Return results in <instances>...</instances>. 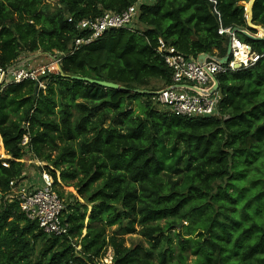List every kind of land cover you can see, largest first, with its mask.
<instances>
[{"label":"trees","instance_id":"16d2710c","mask_svg":"<svg viewBox=\"0 0 264 264\" xmlns=\"http://www.w3.org/2000/svg\"><path fill=\"white\" fill-rule=\"evenodd\" d=\"M136 2L0 0L1 66L64 54L44 88L24 80L0 91V139L10 155L0 158V264H99L109 247L112 264H264V38L237 31L263 56L216 76L215 115L159 110L149 93L153 79L172 83L160 49L222 58L229 38L221 27L256 35L248 0H147L132 28H109L75 48L91 33L82 21ZM253 10L264 27V0ZM28 152L47 163L67 235L44 232L15 198ZM137 226L147 244L127 246L124 235Z\"/></svg>","mask_w":264,"mask_h":264},{"label":"built area","instance_id":"2783aa9c","mask_svg":"<svg viewBox=\"0 0 264 264\" xmlns=\"http://www.w3.org/2000/svg\"><path fill=\"white\" fill-rule=\"evenodd\" d=\"M147 0H138L122 13H106L96 20H84L79 26L91 31L88 37L77 38L75 48L82 44L100 38L109 28H132L138 13L139 4ZM149 1V0H148ZM151 1V0H150ZM247 7V6H246ZM219 33L229 38L231 45L230 61L224 65L219 57H208L204 63L188 57L173 46L160 49L165 62L172 70V83L155 94L156 101L171 113L178 116L197 117L212 116L217 113L220 100L219 90L214 91L215 80L219 73L238 69L237 66L249 67L263 56L253 50L252 46L237 37L236 28L219 29ZM263 37V34L260 35ZM47 56L46 63L34 65V57L19 59L8 66L0 65V91L9 84L20 83L24 80L35 81L44 88L42 77L60 72L64 54ZM27 62V66L21 64ZM28 142L24 137L23 144ZM26 181L24 179L22 182ZM21 182V183H22ZM51 174L43 170L38 183L20 192L16 199L20 202L21 210L31 220L37 221L39 227L47 234L67 235L69 225L62 218L64 203L55 191Z\"/></svg>","mask_w":264,"mask_h":264},{"label":"rangeland","instance_id":"374dc122","mask_svg":"<svg viewBox=\"0 0 264 264\" xmlns=\"http://www.w3.org/2000/svg\"><path fill=\"white\" fill-rule=\"evenodd\" d=\"M245 5H247V2H245ZM257 34L262 35L261 30L260 31L258 30ZM26 57H28V55L22 56V58H24V59ZM35 60H37V61H35ZM35 60L33 61L34 65L39 64V63L44 64L49 60V58H47V54L40 52V54L35 58ZM21 65L27 66L28 63L24 62ZM150 86L152 89H154L153 92H157V91L163 89L165 87V84L160 80L153 79V80H151ZM152 102L157 109L165 110V107L160 105L156 101L155 97L152 99ZM137 105L138 104H136V103L134 104V109H136V110H138ZM8 157H10V155H7L6 150L4 148V145H3V142H2V139H0V158H8ZM22 161H24V163L26 164V176L27 177H26V181L19 183L17 186L14 187L13 191H14L15 196H17L20 192H22L23 190H25L27 188L33 187V186H31V185H33V180H30V179L35 178V181H36V178H38L40 176V173L44 170V167L47 164L46 162L39 160L31 152H28L25 155L24 159H22ZM58 174H59V172H58ZM63 187H64V190L66 193H73V194L78 196L77 190L75 189L74 186H65L64 185ZM90 211H91V205H88V212H87L86 220L89 217ZM116 228H117V225L108 227L107 232L109 234H112ZM136 229L137 230L135 233L124 235L125 244L127 246H135L138 243L147 244L145 242V238L141 234H139V230L141 229L140 226H137ZM84 233H86V229L84 230ZM80 248L81 247L78 245L77 250H80ZM112 257H113V250L111 247H109L106 256L99 260V264H112Z\"/></svg>","mask_w":264,"mask_h":264},{"label":"water","instance_id":"95a60500","mask_svg":"<svg viewBox=\"0 0 264 264\" xmlns=\"http://www.w3.org/2000/svg\"><path fill=\"white\" fill-rule=\"evenodd\" d=\"M255 1L256 0H248V2H247V7H246L247 20H248V24L250 27L256 29L257 31L261 30L263 37L260 36L261 34L253 35V34L249 33L248 31L241 30L239 28H236V31H241L245 35H247L251 38H254V39L264 38V27L260 26V25H256L253 21V11H254L253 9H254ZM230 55H231V45L229 44L227 54L224 57L219 58V61L222 64L226 65L230 61ZM208 57H210V55L208 53H201L198 56V61L200 63H204V61ZM239 67H240V65L237 66V68H239ZM72 78L75 80H81V81H85V82L95 83V84H98L100 86H103L105 88H110V89H122L123 88V86L119 85L118 83L110 82V81H106V80H95V79H92L89 77H81V76H72ZM214 80H215V85H214L213 90L217 91V90H219V81L216 77H214ZM142 92H145V91H142ZM149 93L156 94L157 92H149Z\"/></svg>","mask_w":264,"mask_h":264},{"label":"crops","instance_id":"0c3cea01","mask_svg":"<svg viewBox=\"0 0 264 264\" xmlns=\"http://www.w3.org/2000/svg\"><path fill=\"white\" fill-rule=\"evenodd\" d=\"M39 54H40V52L37 53V54H35V55H30V56H28V57H35V58H36ZM35 61H37V60H35ZM38 61H39V60H38ZM30 180H33V183H38V181H39V177L36 178V181H35V178L30 179Z\"/></svg>","mask_w":264,"mask_h":264}]
</instances>
